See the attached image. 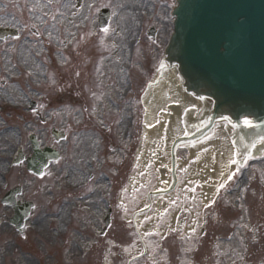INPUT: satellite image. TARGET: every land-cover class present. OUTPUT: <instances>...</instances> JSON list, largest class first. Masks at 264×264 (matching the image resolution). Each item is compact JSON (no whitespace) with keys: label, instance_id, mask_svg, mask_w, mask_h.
Listing matches in <instances>:
<instances>
[{"label":"rangeland","instance_id":"374dc122","mask_svg":"<svg viewBox=\"0 0 264 264\" xmlns=\"http://www.w3.org/2000/svg\"><path fill=\"white\" fill-rule=\"evenodd\" d=\"M1 1L6 4L11 3L10 0ZM133 1L82 0V6L76 8L70 0L64 3L57 0H28L27 3L19 1L20 4L16 5L20 12L17 17L14 15L17 12L15 9L3 13L5 21L13 19V26L20 30L24 25L27 29L33 28L35 23L36 34L33 32L20 34L15 41H9V44L5 43L0 48V75L6 77L13 73L12 83L1 86L4 88L0 91V101L5 100L4 103L11 102L18 105V108L14 109L6 106L0 109V196L8 187L22 182L25 192L23 198H32L38 208L25 222L22 234H19L7 222L11 214L10 208L0 204V264H95L93 261L96 257L95 249L87 259H72L69 256L70 252L67 254L68 257L65 256L67 251H64L63 247L71 242L79 241L83 236L77 221L89 220L83 218L78 210L81 208L95 220H97V214H93L84 206H91L94 210L99 209V214L102 215V209L106 203L115 204L116 209H119L125 202L130 207V211H133L141 204L146 190L163 183L160 174L169 172L166 151L167 126L153 132V137H149L148 142L158 141L159 146L145 148L142 161L134 166L137 159L136 147L143 140L140 111L137 115L134 110L129 114L133 120L129 138H126L122 131L125 117L116 114L115 109L113 111V101L119 97L121 90L125 87L121 83L123 71L126 69L124 53L127 52L133 40V32L137 29L135 27L137 18L144 17V30L152 25L156 28V35L152 40L142 31L140 42L131 49L133 51V66L130 69L133 74H131L132 84L134 86V82L137 83L136 87L140 84L142 89L135 95L132 92L131 98H133L130 103L141 97L142 90L147 87L150 78L152 79L158 73L164 57V48L172 30L171 9L175 0H142L144 11L135 10ZM91 5L92 14L97 8L104 6L112 12L115 19L108 32L100 34L91 32V21L86 27L83 26L82 20L87 17L88 8ZM21 16L25 18L24 21ZM3 23L6 24V22ZM118 28L126 30L117 32ZM61 47L63 51L60 50ZM24 61H27L29 65ZM50 62H55L56 65ZM48 63L50 68L47 66ZM24 64L28 66L31 74L26 80H21L16 77V73L18 71V74L24 75L21 73V67ZM8 65L15 67L12 73L10 69H6ZM43 72L46 73V77L38 86L36 76ZM143 72L146 73L147 84L144 78L141 82L138 80L143 77ZM98 93H100L102 105H98L100 103L97 98ZM33 96L38 99L40 114L47 119L44 125L39 124L38 118L31 111L21 107L22 103H26L28 98L31 99ZM85 105L86 111L83 110ZM100 108L107 109V112L111 113L100 116ZM167 113H169L168 110L160 108L154 114V118H151L148 129L152 130L159 123L165 122L163 116ZM50 125H62L67 134L62 142L56 144L62 152L61 159L51 164L40 178L32 179L31 176L24 174L22 165L6 171L10 155L21 144L20 140L25 154L29 153L27 137L30 133H36L41 143L51 141ZM104 127H108L110 133L104 132ZM142 145L145 147L144 144ZM99 150V157L97 156V160L93 159V154ZM206 150L207 148L200 149V156L197 157L202 158ZM177 156L182 163L178 166V173L181 174L179 189L174 192L175 196H172L176 200L173 199L170 203L171 208L165 220H170L172 212L178 207L185 212V208L192 204L191 209L195 210V215H199L203 207V201L199 198V194L202 193L201 187L196 180H188V177L184 175L190 173V168L198 159L190 157L189 150L184 144L177 148ZM162 161L164 165H160ZM91 165L96 169L94 178L86 187L74 190L75 185L83 180L85 172ZM259 171L263 172L264 169L259 167ZM107 178L112 182L110 186L112 192L107 199H104L102 195L106 190ZM4 181L7 182V186L2 188ZM134 189L138 191L134 192ZM121 192L122 195H120ZM236 202V197H232L229 206L221 208L218 213L211 214L212 220H264V197L257 198L256 201L255 197H248L247 201L243 202V204H249V208L254 206L253 209L257 212L254 216H252L254 213H245L246 206L241 207L242 213L235 211ZM214 204L221 207L218 200ZM208 206L209 204L206 207ZM124 211L125 209H122L121 212ZM155 211L154 208L150 209L145 222L154 218L158 220ZM125 214L129 215L127 212ZM187 214L190 215L189 212ZM181 216H184L183 212ZM115 218L118 221L119 214ZM67 221H70L69 227L64 229L62 223ZM115 226L117 227L115 228L116 264H121L124 259L138 254V240L132 227L123 229ZM226 229L220 231L227 239L222 246L224 252L227 246L242 242L238 233L241 229L228 228L225 231ZM94 230L95 228L91 225L90 236H93V233L95 235ZM229 230L235 232L230 239L227 236ZM56 232L60 235L57 238L54 237ZM150 236H145V238L148 237L149 249L133 264H176L177 259H184L183 253H187V240L181 239L177 248L175 238L170 235L162 240L160 246L156 239L159 233L154 232L152 237ZM102 241L103 239L100 245ZM48 242L56 247L43 250ZM57 250L58 261L54 258V251ZM129 250L134 252L130 254ZM52 251L51 260L49 253ZM239 258L237 254L230 255L228 262ZM212 260L211 258L209 261ZM181 262L185 263V260ZM235 264H238V261Z\"/></svg>","mask_w":264,"mask_h":264},{"label":"water","instance_id":"95a60500","mask_svg":"<svg viewBox=\"0 0 264 264\" xmlns=\"http://www.w3.org/2000/svg\"><path fill=\"white\" fill-rule=\"evenodd\" d=\"M173 14L168 51L182 71L264 122V0H178ZM32 145L27 167L38 168L47 155Z\"/></svg>","mask_w":264,"mask_h":264},{"label":"bare ground","instance_id":"6f19581e","mask_svg":"<svg viewBox=\"0 0 264 264\" xmlns=\"http://www.w3.org/2000/svg\"><path fill=\"white\" fill-rule=\"evenodd\" d=\"M167 61L164 59L158 77L152 81L149 86L147 92L143 96L144 105L146 107L147 113H151L155 108H159L163 104H167L171 98H175L178 101L177 107L173 108L172 113L168 116L169 118V128H168V141L169 144L174 135L188 133L189 131L195 128V121L191 116V102L187 100L183 94L178 89V75L175 71V68H168ZM165 81V83L161 84V81ZM214 102L204 99L203 103L200 106L198 111V115H201V112H204L205 107L210 109L213 106ZM233 128V127H232ZM230 127H227V134L222 138V141L226 144L228 142V148L222 154L217 153L215 165L211 167V170L206 174L205 178V191L209 195L211 192L210 180L207 178H211V182L216 181L223 177V174L229 165V159H232L233 156H237L240 149L237 148V141L235 137L234 130L230 131ZM235 141V146L232 148V141ZM234 151V152H233ZM241 153V152H240ZM239 153V155H240Z\"/></svg>","mask_w":264,"mask_h":264},{"label":"flooded vegetation","instance_id":"af4514ba","mask_svg":"<svg viewBox=\"0 0 264 264\" xmlns=\"http://www.w3.org/2000/svg\"><path fill=\"white\" fill-rule=\"evenodd\" d=\"M0 19H1V15H0ZM109 241H110L109 239L106 240L104 246L99 247L100 255L102 256V258H104V256H105L106 253L107 254H110L111 251H112V248H111V246L109 244ZM113 245H114V243H113ZM109 260L110 261H113L111 257L109 258ZM257 264H260V263L258 262Z\"/></svg>","mask_w":264,"mask_h":264},{"label":"snow or ice","instance_id":"6c2138e0","mask_svg":"<svg viewBox=\"0 0 264 264\" xmlns=\"http://www.w3.org/2000/svg\"><path fill=\"white\" fill-rule=\"evenodd\" d=\"M105 31H107V29H105ZM244 123L247 124V125H249V126H251V124H252V122L250 120H248V119H245ZM262 139H264V138H262ZM230 178L231 177H229V179ZM221 186L223 187V185H221Z\"/></svg>","mask_w":264,"mask_h":264}]
</instances>
